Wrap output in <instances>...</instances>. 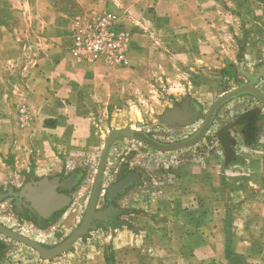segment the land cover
Wrapping results in <instances>:
<instances>
[{
	"label": "crops",
	"instance_id": "0c3cea01",
	"mask_svg": "<svg viewBox=\"0 0 264 264\" xmlns=\"http://www.w3.org/2000/svg\"><path fill=\"white\" fill-rule=\"evenodd\" d=\"M135 2L132 17L124 19L132 32L128 64L108 66L75 58L73 23L77 14L115 0H0V183L23 179L0 191L38 216L72 207L79 181L63 164L88 159L92 148L106 143L109 128L149 125L154 115L164 127L202 128L201 106L177 107L165 97L188 90L203 97L205 66L237 63L240 42L222 41L220 28L235 32L234 22L246 15L225 2L236 8L244 0ZM229 17L233 25L224 26ZM245 47L250 54L260 50L256 39ZM187 81L197 88L187 89ZM213 158L187 161L178 193H169L168 185L159 189L158 215L134 216L110 241L90 234L80 253L67 255L71 264H264V123L231 162ZM70 211L60 225L72 230L77 222ZM109 220L103 224L114 226Z\"/></svg>",
	"mask_w": 264,
	"mask_h": 264
},
{
	"label": "rangeland",
	"instance_id": "374dc122",
	"mask_svg": "<svg viewBox=\"0 0 264 264\" xmlns=\"http://www.w3.org/2000/svg\"><path fill=\"white\" fill-rule=\"evenodd\" d=\"M244 1L245 3H238L236 8L225 2L227 8L237 12L241 6L240 11L246 15L245 20L234 22L238 24L235 32L232 33L229 28H220L222 41L228 42L235 38L240 42L237 63L216 68L205 66L207 72L203 85L199 87L200 92L203 89V97L195 98L189 90L185 92L186 96L165 97L166 102L177 107L183 103L191 108L196 107L193 103L201 106L205 118L202 128L189 131L179 127H164L154 115L148 118L149 125L141 122L140 126L129 128L135 135L117 138L111 144L96 212L102 214V219L111 218L115 225L107 226L102 219H95L93 228L86 236L78 239L69 251L52 260H44L32 247L0 233V264H71L72 260L67 255L72 250L80 253L78 249L81 241L90 234L96 233L103 236L104 241H110L114 230L129 226L134 216L158 215L155 208L162 198L159 189L168 185L169 193H178L179 176L187 161L202 156L209 160L204 164H209L211 157L221 164L231 162L233 156L239 155L244 144L254 142L260 125L264 123V0ZM136 7L138 3L135 0H115L114 5L108 3L97 12L115 9L127 20L132 17V10ZM224 22V26L233 25L230 17ZM126 30L131 37V30L127 27ZM250 38L256 39L260 47L253 54L245 47ZM189 68L190 65L188 70ZM184 85L187 89L197 88L196 83L190 81ZM154 101L157 106L163 107V99L154 97ZM216 106L210 118V112ZM208 117L209 126L203 130ZM114 131L119 130L109 128L106 138L109 139ZM105 145L102 142L92 148L94 151L88 159L67 160L63 164L65 173L75 172L79 181L71 208L44 218L36 215L25 203L17 201L18 197L13 193L0 191V224L47 249H53L66 241L85 219ZM19 182L22 183L23 179L12 177L0 183V190L17 186ZM122 183L126 186L116 190L115 187ZM170 197L169 202L174 203L177 199L175 194ZM70 210L75 215L78 214L74 218L77 225L72 230L60 225L62 218ZM75 261H79V258Z\"/></svg>",
	"mask_w": 264,
	"mask_h": 264
},
{
	"label": "built area",
	"instance_id": "2783aa9c",
	"mask_svg": "<svg viewBox=\"0 0 264 264\" xmlns=\"http://www.w3.org/2000/svg\"><path fill=\"white\" fill-rule=\"evenodd\" d=\"M131 37L122 13L115 9L79 13L73 23V54L80 62L126 66ZM28 113L20 112L19 122L26 124Z\"/></svg>",
	"mask_w": 264,
	"mask_h": 264
},
{
	"label": "water",
	"instance_id": "95a60500",
	"mask_svg": "<svg viewBox=\"0 0 264 264\" xmlns=\"http://www.w3.org/2000/svg\"><path fill=\"white\" fill-rule=\"evenodd\" d=\"M216 108H217V106L211 110L210 118H211V116H213ZM209 122H210V119L208 117L206 120V125L203 127L204 128L203 130L207 129V127L209 126ZM133 135H135V133L131 129L126 128L123 130L114 131L111 134L110 138L106 140L105 150L103 153V157L101 160V164L99 167V171L97 174V178L95 181V185L93 188L90 204H89V207L87 209L85 219H84L82 225L76 231H74L72 233V235L66 241H64L62 244L58 245L57 247H54L53 249H47V248L43 247L42 245H40L39 243H37L36 241H33L27 237H24L20 234H17L15 232L5 228L1 224H0V233L11 238V239H14L18 242H21L23 244H26V245L32 247L33 249H35L40 254V256L44 260H52V259L62 255L63 253L69 251L72 248L73 244L78 239H80L83 236H86L89 233V231L93 228L92 225H93L94 220L95 219L101 220L103 217L102 214H99L96 212V207H97V202H98L99 193H100V189H101V183L103 180V175H104L106 165H107V159H108V156H109V153L111 150V144L117 138L125 137V136H133ZM125 186H126V184L122 183V184L116 186L115 188H116V190H118L117 188H123ZM33 208L37 209V207H35L34 205H33ZM56 211H58V209H56ZM46 217L47 216H44V218H46Z\"/></svg>",
	"mask_w": 264,
	"mask_h": 264
},
{
	"label": "flooded vegetation",
	"instance_id": "af4514ba",
	"mask_svg": "<svg viewBox=\"0 0 264 264\" xmlns=\"http://www.w3.org/2000/svg\"><path fill=\"white\" fill-rule=\"evenodd\" d=\"M16 200L22 202V201L19 199V197L16 198ZM25 210H26V209H25ZM109 219H110V220H109ZM102 220H103V223H105V222H107L108 220L111 221L112 219H111V218H103Z\"/></svg>",
	"mask_w": 264,
	"mask_h": 264
},
{
	"label": "bare ground",
	"instance_id": "6f19581e",
	"mask_svg": "<svg viewBox=\"0 0 264 264\" xmlns=\"http://www.w3.org/2000/svg\"><path fill=\"white\" fill-rule=\"evenodd\" d=\"M73 210H75V209H73ZM77 212V211H76ZM70 213H71V211H70ZM76 215H78V214H76ZM67 216V215H66ZM64 222V221H63ZM75 222H77V221H75Z\"/></svg>",
	"mask_w": 264,
	"mask_h": 264
}]
</instances>
